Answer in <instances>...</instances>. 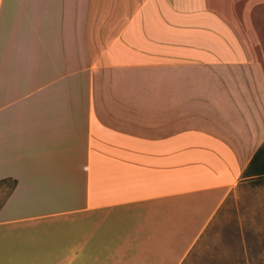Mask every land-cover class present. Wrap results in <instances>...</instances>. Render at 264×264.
Instances as JSON below:
<instances>
[{"label": "crops", "instance_id": "0c3cea01", "mask_svg": "<svg viewBox=\"0 0 264 264\" xmlns=\"http://www.w3.org/2000/svg\"><path fill=\"white\" fill-rule=\"evenodd\" d=\"M263 146L264 0H0V264H183Z\"/></svg>", "mask_w": 264, "mask_h": 264}, {"label": "rangeland", "instance_id": "374dc122", "mask_svg": "<svg viewBox=\"0 0 264 264\" xmlns=\"http://www.w3.org/2000/svg\"><path fill=\"white\" fill-rule=\"evenodd\" d=\"M219 203L183 264H264V177L243 175Z\"/></svg>", "mask_w": 264, "mask_h": 264}, {"label": "trees", "instance_id": "16d2710c", "mask_svg": "<svg viewBox=\"0 0 264 264\" xmlns=\"http://www.w3.org/2000/svg\"><path fill=\"white\" fill-rule=\"evenodd\" d=\"M264 177V146L258 150L250 165L244 172V178Z\"/></svg>", "mask_w": 264, "mask_h": 264}]
</instances>
